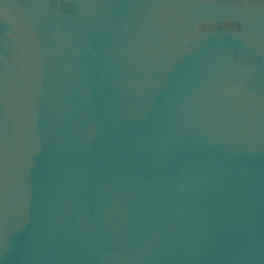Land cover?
I'll return each mask as SVG.
<instances>
[{
    "label": "water",
    "instance_id": "1",
    "mask_svg": "<svg viewBox=\"0 0 264 264\" xmlns=\"http://www.w3.org/2000/svg\"><path fill=\"white\" fill-rule=\"evenodd\" d=\"M0 264H264V0H0Z\"/></svg>",
    "mask_w": 264,
    "mask_h": 264
}]
</instances>
